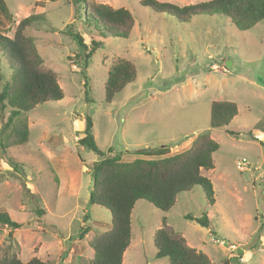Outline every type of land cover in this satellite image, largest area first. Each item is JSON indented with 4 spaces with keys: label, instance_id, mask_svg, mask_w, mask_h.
<instances>
[{
    "label": "rangeland",
    "instance_id": "rangeland-1",
    "mask_svg": "<svg viewBox=\"0 0 264 264\" xmlns=\"http://www.w3.org/2000/svg\"><path fill=\"white\" fill-rule=\"evenodd\" d=\"M95 1L132 12L135 23L127 37L101 36L85 25L84 0H0V33L9 37L12 21L43 14L28 33L63 91L60 100L25 113L26 142L4 152L0 148V210L21 224L13 230L0 225L2 252L9 247L22 261L35 256L46 264L92 258L87 242L109 229L110 213L88 203L89 168L98 155L76 139L89 115L97 147L111 148L122 160L164 147L168 154L182 151L203 132L219 144L213 167L201 170L211 181L214 203H208L199 185L178 193L167 211L137 200L122 264L167 263L166 257H155L152 239L163 218L213 264L225 259L264 264V20L239 31L220 14L182 23L139 0ZM68 30L79 33L89 49L93 46L86 65L76 57L84 51ZM117 58L130 60L136 75L106 102L104 84ZM10 76L0 57V87ZM213 100L237 105V114L220 128L209 126ZM186 214L206 215L208 227Z\"/></svg>",
    "mask_w": 264,
    "mask_h": 264
},
{
    "label": "trees",
    "instance_id": "trees-1",
    "mask_svg": "<svg viewBox=\"0 0 264 264\" xmlns=\"http://www.w3.org/2000/svg\"><path fill=\"white\" fill-rule=\"evenodd\" d=\"M138 2L141 6L182 23L196 15L220 14L234 28L242 31L264 20V0H207L185 5L160 0ZM42 15L30 13L18 19L17 23L12 21L11 37L0 33V57L11 70L10 78L0 87V148L3 152L9 146L27 141L28 124L25 113L37 104L63 97L56 72L45 66L33 36L28 33L29 27ZM134 23V15L124 7L84 0V24L101 36L127 37ZM68 33L83 49L84 52L76 57L86 65L93 46L89 49L79 33L71 30ZM135 75L136 69L130 60L117 58L108 69L104 84L105 101L110 102L115 93L134 80ZM6 111L8 114L4 116ZM237 111V105L232 101L213 100L210 103L209 126L220 128L227 125ZM91 129L92 120L86 115L82 135L76 141L98 155V159L89 168L91 188L88 203L109 211L110 226L105 231L93 234L87 242L93 250L92 258L79 256L77 264H122L123 254L131 240V210L139 199L146 200L161 211H167L175 203L178 193L199 185L208 203H214L211 181L201 174L202 169L213 167V153L219 148L217 141L208 132L195 135L187 148L173 154H168L169 148L166 147L159 148L156 152H144L141 149L140 154L144 152L142 156L122 160L119 154L111 153V148H108V152L101 151L94 141ZM37 213H40L38 209ZM85 217L86 215L83 218ZM185 218L204 227L209 225V219L204 214L200 217L186 214ZM0 225L7 226L10 230L21 226L2 210ZM10 232L9 238L12 237ZM83 232L79 234L80 238ZM152 239L156 248L155 257H166V264H213L206 253L190 246L185 237L167 224L164 218L154 231ZM0 264L46 263L35 256L22 261L15 251L6 247L3 252L0 248ZM220 264H230L229 259Z\"/></svg>",
    "mask_w": 264,
    "mask_h": 264
},
{
    "label": "built area",
    "instance_id": "built-area-1",
    "mask_svg": "<svg viewBox=\"0 0 264 264\" xmlns=\"http://www.w3.org/2000/svg\"><path fill=\"white\" fill-rule=\"evenodd\" d=\"M214 66H215V65H214ZM240 168H242V167L240 166ZM212 241H213V239H212ZM232 256H233V255H232ZM236 258H238V260H239L240 262L245 260L244 257H243V256H240V255H237Z\"/></svg>",
    "mask_w": 264,
    "mask_h": 264
},
{
    "label": "water",
    "instance_id": "water-1",
    "mask_svg": "<svg viewBox=\"0 0 264 264\" xmlns=\"http://www.w3.org/2000/svg\"><path fill=\"white\" fill-rule=\"evenodd\" d=\"M230 64V62L229 61H227V65H229Z\"/></svg>",
    "mask_w": 264,
    "mask_h": 264
},
{
    "label": "crops",
    "instance_id": "crops-1",
    "mask_svg": "<svg viewBox=\"0 0 264 264\" xmlns=\"http://www.w3.org/2000/svg\"><path fill=\"white\" fill-rule=\"evenodd\" d=\"M188 243V242H187ZM191 246V245H190Z\"/></svg>",
    "mask_w": 264,
    "mask_h": 264
}]
</instances>
